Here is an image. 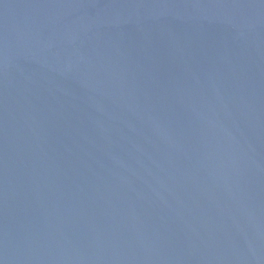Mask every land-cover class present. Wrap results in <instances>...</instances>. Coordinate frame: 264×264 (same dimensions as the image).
Here are the masks:
<instances>
[{"label":"water","instance_id":"water-1","mask_svg":"<svg viewBox=\"0 0 264 264\" xmlns=\"http://www.w3.org/2000/svg\"><path fill=\"white\" fill-rule=\"evenodd\" d=\"M0 264H264V0H0Z\"/></svg>","mask_w":264,"mask_h":264}]
</instances>
